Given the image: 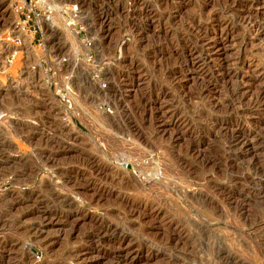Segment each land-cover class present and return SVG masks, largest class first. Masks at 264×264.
Wrapping results in <instances>:
<instances>
[{
	"label": "rangeland",
	"instance_id": "1",
	"mask_svg": "<svg viewBox=\"0 0 264 264\" xmlns=\"http://www.w3.org/2000/svg\"><path fill=\"white\" fill-rule=\"evenodd\" d=\"M57 4L0 77V264H264V0Z\"/></svg>",
	"mask_w": 264,
	"mask_h": 264
},
{
	"label": "built area",
	"instance_id": "2",
	"mask_svg": "<svg viewBox=\"0 0 264 264\" xmlns=\"http://www.w3.org/2000/svg\"><path fill=\"white\" fill-rule=\"evenodd\" d=\"M58 0H15L12 8L16 21L13 24V30L9 36L0 39V77H7V69L13 65L18 53L21 52L24 39L29 42L34 40V37L41 35L47 39L46 29L51 25L52 16L54 13H61L62 17L70 19L67 21L71 26L73 21L80 20V11L76 5L57 4ZM60 15V14H59ZM65 18V19H66ZM73 27V26H72ZM75 25L73 30L76 31ZM75 35H80V32H74ZM30 36V37H29ZM10 44L12 48H17L16 51H9L4 48V45ZM89 44V42H87Z\"/></svg>",
	"mask_w": 264,
	"mask_h": 264
},
{
	"label": "bare ground",
	"instance_id": "3",
	"mask_svg": "<svg viewBox=\"0 0 264 264\" xmlns=\"http://www.w3.org/2000/svg\"><path fill=\"white\" fill-rule=\"evenodd\" d=\"M1 14V13H0ZM1 20V19H0ZM15 21V20H14ZM6 28L5 27H3V28H0V35L1 34H3L6 30H5ZM261 30V26L260 25H258L257 24V26H254V31L256 32H258V31H260ZM6 33V32H5ZM3 36V35H2ZM1 37V36H0ZM6 45H8V44H6ZM10 46V45H9ZM10 50L11 51H15L16 49L15 48H10ZM264 136V135H263ZM263 142H264V140H262ZM257 144V140H256V138H255V136L253 135H251V136H246L245 137V141L243 140V143L241 142V143H235L234 144V147H237V146H239V145H241V147L242 146H246V148H247V151H248V153L249 154H252V151H254V149H255V145ZM233 147V148H234ZM240 148V147H239ZM262 151V150H261ZM240 160V159H239ZM235 161V160H234ZM255 162V161H254ZM258 175V174H257ZM248 195V194H247Z\"/></svg>",
	"mask_w": 264,
	"mask_h": 264
}]
</instances>
